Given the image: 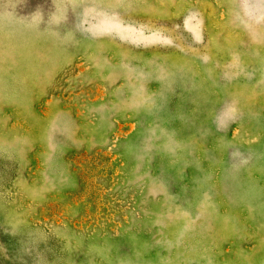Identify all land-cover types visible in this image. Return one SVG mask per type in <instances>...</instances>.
<instances>
[{"label":"rangeland","instance_id":"1","mask_svg":"<svg viewBox=\"0 0 264 264\" xmlns=\"http://www.w3.org/2000/svg\"><path fill=\"white\" fill-rule=\"evenodd\" d=\"M0 264H264V0H0Z\"/></svg>","mask_w":264,"mask_h":264}]
</instances>
